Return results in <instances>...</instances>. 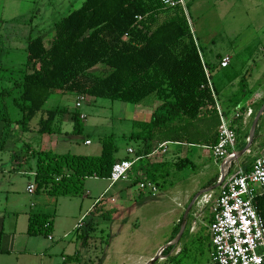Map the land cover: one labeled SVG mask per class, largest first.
<instances>
[{"label":"trees","instance_id":"trees-1","mask_svg":"<svg viewBox=\"0 0 264 264\" xmlns=\"http://www.w3.org/2000/svg\"><path fill=\"white\" fill-rule=\"evenodd\" d=\"M198 50L180 6L166 7L162 0H84L53 24L48 46L42 36L28 39L21 74L0 91L2 100L9 97L19 112L14 120L6 104L2 106L0 147L12 124L29 129L30 121L56 92L133 104L154 95L158 104L150 120L134 123L144 140L212 147L218 142L220 119L205 73L208 67ZM97 65L107 67V72L93 74L90 70ZM62 111L46 110L38 132H60L56 119ZM79 115L72 111L76 133L83 126ZM100 143L98 154L33 151L35 192L77 196L87 179H107L121 159L116 158L113 135ZM148 177L155 178L153 173ZM255 205L264 220V193L256 197ZM52 231L51 215H29V235L51 236Z\"/></svg>","mask_w":264,"mask_h":264},{"label":"rangeland","instance_id":"rangeland-1","mask_svg":"<svg viewBox=\"0 0 264 264\" xmlns=\"http://www.w3.org/2000/svg\"><path fill=\"white\" fill-rule=\"evenodd\" d=\"M83 1L0 0V91L10 87L13 78L21 74L26 61L25 47L28 39L42 36L48 46L53 24L72 9L78 8ZM252 5L250 0H186L190 31L199 51L207 60V70L214 83L216 65H209L208 60L209 56H212L214 60V55L217 53L234 51V58L223 72V77L233 70L234 73L248 72L250 74L256 63V69L263 66L264 58H262L261 48L264 46V36L254 27L262 23V15L260 18L253 17L249 11ZM107 70V67L97 65L90 71L95 75H103ZM254 86L264 89L263 82ZM64 95L61 100H57V97L54 100L51 96L45 104V108L60 106L66 109L58 115L59 123L62 122L61 130L66 131L67 134L62 138L64 142L58 145L57 150L61 153L98 154L100 141L106 136L113 135L120 151L118 155H122L124 148L132 143L128 134L133 129L132 118L135 116V111L137 112L138 104L107 98L85 97L84 100H79L72 94ZM2 99L0 95V113L2 106L6 104L9 114L16 120L19 116L18 110L9 103V97ZM79 101L80 107L76 105ZM4 110L6 111V108ZM72 110L81 113L79 116H84L80 117L83 126L77 133L73 129ZM14 128L20 133L19 127ZM87 140L90 141V145L83 143ZM158 145L159 143L155 140L150 142L144 140L139 144L141 148L139 152L151 153ZM255 150L252 144L249 145L245 153L237 157L238 160H236L240 163L238 166L246 167L254 158ZM187 151L189 162H182L181 167H179L180 157L177 155L166 164H156L155 172H158L157 175L154 172L156 182H158L157 179H165L158 183L159 193H164L168 187L190 181V178H196L199 182L207 180L208 183L203 187L204 189L216 183L219 166L215 163L213 154L208 150L200 151L190 146ZM199 152L202 155L201 159L197 155ZM1 156L8 157V152L0 151ZM162 158L163 154L158 152L147 157L146 162L157 163ZM139 172L140 167H137L133 173L134 178L140 180L141 183L138 182V186L144 189L146 187L144 183L147 180ZM12 177L27 181V178L21 175L12 174ZM116 182L109 187L112 183L106 179L89 178L80 195H59L57 204L47 206L45 209L54 217L53 240L47 236L34 235L32 242L26 246L25 250L41 251L25 254L23 249L21 251L18 249L13 256L5 257L4 264H63L62 253L67 252L70 253L65 261L69 264H141L142 259L147 256L153 255L152 258L159 256L158 250L164 245L166 249L160 256L173 255L174 245L171 241L168 242L172 237L175 239L176 230H178V227L172 226L177 209L172 203L173 198L165 200V197L161 201L156 199L152 203H147V198L143 202L144 207L139 208L142 198L138 202L139 196L136 194L130 197L131 189L122 188L116 191L123 180L117 184ZM107 186L109 188L104 196H101L93 206ZM123 190L125 191L121 195ZM198 194L199 192L195 193L191 200H196V196H200ZM151 196L155 198L154 195ZM89 208L91 210L88 213L86 211ZM104 215H109L110 219H104ZM79 221H82L81 226L76 229L75 225ZM187 231L188 227L183 236ZM65 233H68L67 237L64 236ZM204 233L205 229L202 227L192 246L193 255L189 257V254L186 256L183 252L182 256L176 259L178 264H210L209 245L206 244V239L208 244L210 242ZM68 256L71 258L68 259ZM160 256L153 264H169V262H162L159 259ZM171 260H174V257Z\"/></svg>","mask_w":264,"mask_h":264},{"label":"crops","instance_id":"crops-1","mask_svg":"<svg viewBox=\"0 0 264 264\" xmlns=\"http://www.w3.org/2000/svg\"><path fill=\"white\" fill-rule=\"evenodd\" d=\"M250 1H252L253 3V5L249 7V11L251 12V15L256 18H260V16L262 15L261 16L262 23L258 24V26L254 25V27L258 29L259 33L262 36H264V0H250ZM261 52H262V58H264V46L263 48H261ZM199 53L202 62L206 64L207 63L206 58L200 51ZM233 53H234L233 50H228L222 54L217 53L214 55L215 56L214 60L212 59L213 58L212 56H209V60H208L209 65H216L215 66L216 74L215 75L212 74L215 77V83L211 80V75L209 72L210 82L212 85V89L216 101V108H219V110L223 113L225 118L228 121H230L231 125L235 128L237 134L235 151L240 152L244 147L247 146L248 143L249 145L252 144V146L256 148L255 156H254L255 158L264 151V89L260 86H258L259 88L257 86H254L262 82L264 83V63L263 66L260 67V69L258 68L259 71L258 69H256L257 67V63H256L253 71L250 74L248 72L244 74L236 73V72L234 73L233 70L232 72H228L227 76L225 75V77H223V72H225V70L229 67L232 59L234 58ZM225 57H229V62L227 66L222 67L220 65V61ZM248 74L249 76L246 77ZM257 88L258 90H256ZM51 96H53V99L57 97L58 98V99L56 98L57 100H61V98H63V96L65 95L63 93L56 92V93H52L50 97ZM85 97L88 98V96ZM76 99H78V97ZM45 104L43 109L30 121L29 129H27L26 131H23L18 125L12 124L11 126L12 132L10 133L4 145L0 147L1 149L0 151L6 150L8 152V157H3V156L0 157V264H4V261L6 259L5 257L13 256L14 252H17L18 249L20 251L21 249H23L22 251H24L25 254H30V253L34 254L37 253V251H41L37 249L29 250V251L25 250L26 246L32 242L34 236V235H29L27 233L29 215L34 213L51 215L46 212L45 210L47 209L46 207L50 205L55 206L58 202V196H52L45 193H36L35 185L33 182V176L35 173V158L33 156V151H39V150L52 151L56 154H63L64 152L61 153L57 149L59 144H63L62 142H64V140L62 138H64V136H66L67 134L65 133L66 131L64 130H60V132L52 133V134H47V133L41 134L38 132V128H39L38 122L40 118L45 117L46 110H59V109L66 110L65 107H60V106H56L55 108H45ZM157 104H158V100H156V97L154 95H150L146 97L142 102L138 103L137 112L135 111V116L132 118L133 129L128 134L129 139L131 140L132 143H129L124 148L122 155L120 156L118 155L120 153L119 150H118L119 152H116L115 155L117 159L132 158V155L127 154V149L132 148L135 154L141 155L142 157L133 165L128 178L123 180L122 185L117 187L116 191L122 188H126L125 190L131 189L129 194L130 197L136 194L137 196H139L137 197L138 202L142 198L141 202H139L140 204L139 208L144 207L145 204H143V202L147 198H148L147 203H152L156 199L161 201L162 199L164 200L165 197H166L165 200L173 198L174 202L172 203L177 207V209L175 210L174 213L175 216L173 217L174 221L172 222V226L174 228L178 227V230H180L181 224L184 220V215L188 207L190 206V209L185 218V228L183 234L177 242L172 244L174 245L172 249L173 255H169V254L167 256L161 255L159 258L160 260H162V262L165 263L169 262V264L172 263L178 264L176 262V259H178V257H181L183 252L186 254V256L189 254L188 255L189 257L193 255L192 246L195 244L196 242L195 239L197 238L196 235L199 231H201L202 227L205 229L204 234H206L210 242L209 224L212 217L211 208L215 200V197L219 192V185L216 182L212 187H206V189H204L203 187L208 183L207 180L203 182H199L196 178L195 179L190 178V181L187 180L184 181L183 183H179L178 185H174V187H168L165 189L164 193L162 194L159 193L160 185H158V183L165 179L163 178H161L162 180L157 179L158 182H156L155 176L153 180H151L148 177L149 173H153L154 175V172L156 171L155 166H157L156 164H166L167 162H170L171 159L176 155L180 157L179 165L181 164V161L183 159H186L188 163L189 162L188 159H190L188 157L189 153L187 151L189 146L193 149L195 148L200 149V151L208 150L211 153L212 151L211 148L208 146L188 145L181 142L167 141L165 151L160 152V154H163L162 160L157 163H152V164L147 163L146 158L151 157L153 151L151 153H148L147 155L145 154L144 151L139 152V149H141L139 147V144L144 141L143 138L144 134L143 135L139 134L142 131V129L139 126L134 125V123L148 122ZM241 108H243L242 111ZM247 108L252 109V112L249 115L245 113ZM237 111H240L241 113L239 118L234 117V114ZM58 117L60 116H57L56 120L59 123ZM256 118H257V123L253 130V136L251 137L250 133H251L252 125ZM61 123L62 122H60L59 125ZM2 127H3V123L0 121V136H1ZM14 127H19L20 133H18ZM61 128L62 126H60V129ZM136 140L137 142H135ZM147 142L149 141L147 140ZM83 143L90 145V141L88 140L84 141ZM99 149H101V146ZM117 149H118V144H117ZM197 155L200 156L199 159L202 158L200 152L197 153ZM254 158L248 163L247 165L248 167H250ZM237 160L233 161L234 168L239 167L238 164L240 163ZM215 163L219 166L218 169L219 172L218 178H219L221 174L220 161L216 160ZM247 166L242 168H248ZM137 167H140V172L141 175H143L144 179H146L147 181L151 182L156 186L155 190L147 186L144 187V189H141V187L138 186V184L141 182H139L140 181L139 179H135L133 174L135 169H137ZM179 167H181V165ZM12 174L21 175L23 176V178H27V181L25 179L22 180L21 178L12 177ZM155 174L157 175L158 172H155ZM106 180L110 182L108 178ZM119 182H121V180L116 182V184ZM114 183L115 182H113L109 187L113 186ZM31 185L33 186V189L32 191H29V186ZM109 187L107 186L104 192L95 200L93 206L101 196H104L105 192ZM125 190L121 192V195L122 193H124ZM197 192H199L198 195L200 196L203 193H211L212 197L211 199H209V201H205V200L201 201L200 196L198 197L196 196L195 198L196 200L194 201L191 200L192 197ZM150 193H152L151 195H154L155 198H153V196H151ZM91 208H89L86 212L89 213ZM51 216L53 219V231L51 236H47V237L53 240L55 225H54L53 214ZM81 222L79 221L75 225L76 229L80 228ZM187 227H188V231L186 235L183 236ZM178 230H176V234H178L177 233L179 232ZM67 235L68 233L64 234L65 237H67ZM171 239L168 240V242L174 240V238L173 240ZM206 244L209 245L210 264H214L211 257V244L210 243L208 244L207 239H206ZM165 249L166 248H164L163 250ZM162 252L161 254H163ZM69 253L70 252H67L65 254L62 253L63 264H69L66 263L65 261L66 256L69 255ZM40 254L42 255L41 252ZM152 257L153 255L143 258L141 264H147V262L150 261ZM171 257L172 258L174 257V260H171L172 259ZM67 258L69 259L71 257L68 256Z\"/></svg>","mask_w":264,"mask_h":264},{"label":"built area","instance_id":"built-area-1","mask_svg":"<svg viewBox=\"0 0 264 264\" xmlns=\"http://www.w3.org/2000/svg\"><path fill=\"white\" fill-rule=\"evenodd\" d=\"M162 2L166 7L180 6L189 22L186 0ZM228 62L229 57H225L221 59L220 65L225 67ZM205 73L213 92L207 68ZM78 99L84 100L85 96L81 95ZM76 105L80 106V101ZM217 111L220 119L218 142L210 148L214 158L220 161V165L226 164L227 168L224 169L223 177L220 175L217 180L219 192L211 208L209 235L212 261L214 264H264V220L258 214L255 205L256 197L264 193V151L254 158L248 170L232 167L233 162L230 159L237 153L235 151L237 134L219 108ZM251 112V108L245 111L247 115ZM240 115V111H237L234 117L239 118ZM165 149L166 142H162L152 155L164 152ZM127 154L132 155V158H123L114 163L108 177L111 183L127 179L133 165L142 157L135 154L132 148L127 149ZM144 185L156 189L149 181ZM32 189L33 186H29V191ZM211 197V193H203L200 200L209 201Z\"/></svg>","mask_w":264,"mask_h":264},{"label":"water","instance_id":"water-1","mask_svg":"<svg viewBox=\"0 0 264 264\" xmlns=\"http://www.w3.org/2000/svg\"><path fill=\"white\" fill-rule=\"evenodd\" d=\"M256 123H257V118L254 120V123H253V125H252V129H251V133H250V136H251V137L253 136V130H254V127H255ZM248 146H249V143L247 144V146H246L244 149H242L240 152H237L236 155L230 159V161L233 162V161H235V160L237 159V157H239V156H241L242 154H244L245 151L247 150ZM225 168H227V165L221 163V165H220V172H221V174H220V175H221L222 177H223V175H224V169H225ZM189 209H190V206L188 207V209H187V211H186V213H185V215H184V220H183V222H182V224H181L180 230H179L177 236L175 237V239H174L173 241H171V244H174L175 242H177V241L181 238V236H182V234H183V231H184V228H185V218H186V215H187ZM164 248H166V245H164L163 247H161V249L158 251L159 256H160V254H161V251H162ZM159 256H156V257L150 259V261H148L147 264H153V263L158 259Z\"/></svg>","mask_w":264,"mask_h":264}]
</instances>
